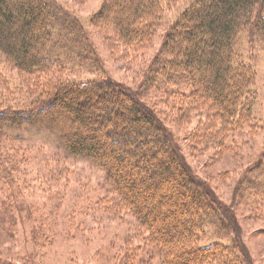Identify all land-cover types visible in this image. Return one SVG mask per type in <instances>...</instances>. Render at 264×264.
<instances>
[{
    "label": "trees",
    "instance_id": "16d2710c",
    "mask_svg": "<svg viewBox=\"0 0 264 264\" xmlns=\"http://www.w3.org/2000/svg\"><path fill=\"white\" fill-rule=\"evenodd\" d=\"M161 9L159 0H104L91 21L132 47L144 46ZM246 31L264 44V0H193L167 28L143 84L160 100L207 107L222 137L242 113L250 116L254 71L238 54ZM0 53L22 74L47 80L27 109H0V141L8 137L2 125L43 126L70 154L101 166L109 204L143 225L162 264H241L237 245L223 241L226 206L192 173L154 110L111 79L47 76L100 67L76 16L57 0H0ZM7 211H0L1 225ZM209 225L218 239L202 242Z\"/></svg>",
    "mask_w": 264,
    "mask_h": 264
},
{
    "label": "rangeland",
    "instance_id": "374dc122",
    "mask_svg": "<svg viewBox=\"0 0 264 264\" xmlns=\"http://www.w3.org/2000/svg\"><path fill=\"white\" fill-rule=\"evenodd\" d=\"M76 16L99 60L98 69L50 72L73 81L111 79L124 85L161 119L192 173L226 206L228 231L241 264H264V44L247 31L238 54L254 71L249 119L221 137L208 108L160 100L143 82L167 28L193 0H159L161 21L150 44L130 46L109 27L92 23L104 0H57ZM33 76H36L33 75ZM19 72L0 53V109H27L47 83ZM0 141V261L4 264H162L146 244L148 233L128 210L109 204L103 168L70 154L56 133L37 125H2ZM209 225L202 240L218 239ZM222 238V237H221ZM236 243V244H235ZM0 262V264H1Z\"/></svg>",
    "mask_w": 264,
    "mask_h": 264
}]
</instances>
